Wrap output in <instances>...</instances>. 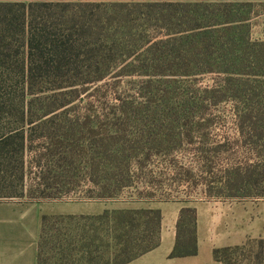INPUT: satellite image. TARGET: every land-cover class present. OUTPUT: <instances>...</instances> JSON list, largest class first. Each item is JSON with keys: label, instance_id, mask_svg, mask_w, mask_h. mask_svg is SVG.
Instances as JSON below:
<instances>
[{"label": "trees", "instance_id": "trees-1", "mask_svg": "<svg viewBox=\"0 0 264 264\" xmlns=\"http://www.w3.org/2000/svg\"><path fill=\"white\" fill-rule=\"evenodd\" d=\"M261 17L264 0H0V196L182 203L169 258L197 255L191 197L264 199ZM162 222L44 214L38 264H128ZM214 258L264 264V239Z\"/></svg>", "mask_w": 264, "mask_h": 264}, {"label": "crops", "instance_id": "crops-1", "mask_svg": "<svg viewBox=\"0 0 264 264\" xmlns=\"http://www.w3.org/2000/svg\"><path fill=\"white\" fill-rule=\"evenodd\" d=\"M249 200L260 199L244 201ZM150 206L163 213L161 244L128 264H221L214 258L215 248L242 245L249 238L264 239V203L238 206L234 200L199 201L193 204L198 210V254L169 258L184 205L156 202ZM256 206L261 213L254 212ZM106 209L109 206L93 201L56 204L26 198L0 199V264H38L44 214H100Z\"/></svg>", "mask_w": 264, "mask_h": 264}, {"label": "rangeland", "instance_id": "rangeland-1", "mask_svg": "<svg viewBox=\"0 0 264 264\" xmlns=\"http://www.w3.org/2000/svg\"><path fill=\"white\" fill-rule=\"evenodd\" d=\"M256 35L257 36H261V33L264 32V17H261L258 19V22L256 24ZM207 79V78H206ZM205 79V80H206ZM225 123L222 122V126H224ZM229 126V125H228ZM220 128L217 126V130H216V134H217V137L218 138H221L223 135H224V131H221L219 130ZM231 134L234 136L236 133L235 131L231 132ZM236 136H238V134H236ZM170 176H173V175H170ZM169 177V176H167ZM34 178H35V174H31L27 179H26V182L28 184V186L30 184H33L35 183L34 181ZM166 178V177H165ZM163 179V178H162ZM133 191V190H132ZM130 192V193H129ZM31 196H35V194H33L32 192H29ZM6 194V192H5ZM131 191H128L126 194L123 195V197H119L117 199H113V200H107V201H93V202H97V203H102L103 205H107L109 206V209H120V208H131V207H143V206H150L151 204H146V203H142V202H133L130 200V195H131ZM7 195V194H6ZM205 196L206 194H200V195H196L194 197H191V199L193 200L192 202V205L200 200H203L205 199ZM184 196L182 195V198ZM0 199H8L6 196H0ZM262 200L264 199H260V200H249V201H239V200H234V202H236V205L238 206H254L256 205L257 203H264L262 202ZM50 202H55L56 204L58 203H70V202H75L74 200L70 199L69 197H65L64 199L62 200H53V201H50ZM90 202V201H89ZM92 202V201H91ZM255 203V204H253ZM253 204V205H252ZM61 206H67V205H64L62 204ZM257 208L254 209V212H258V213H261V209L259 208V206H256ZM252 208V207H250ZM255 239H259V238H249L247 241L251 240V241H254ZM246 241V242H247ZM245 242V243H246ZM51 254V253H50ZM49 256V255H48ZM54 260H49L47 262V264H55V261L53 262Z\"/></svg>", "mask_w": 264, "mask_h": 264}]
</instances>
